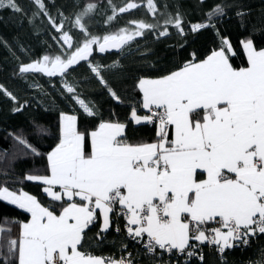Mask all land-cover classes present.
I'll return each instance as SVG.
<instances>
[{"label": "snow or ice", "instance_id": "snow-or-ice-1", "mask_svg": "<svg viewBox=\"0 0 264 264\" xmlns=\"http://www.w3.org/2000/svg\"><path fill=\"white\" fill-rule=\"evenodd\" d=\"M36 11L33 20L43 14L60 33L53 37L62 54L43 55L27 64H20L18 72L42 73L48 77H65L80 62H88L91 74L107 88L110 96L120 97L103 76L106 69L118 67L93 64L89 57L93 46L100 52L123 49L146 31L155 32L157 24L129 21L127 25L102 37L89 30L87 21L97 11L95 0H88L71 18L73 28L84 35L74 41L65 30L63 11H58L60 23L49 13L44 0H31ZM206 0H199L200 4ZM112 15L143 5L127 0L120 7L111 5ZM233 5L214 3L204 13L203 22L190 25L192 33L212 28L220 39L217 48L204 59L195 53L176 70L155 79L141 78L137 87L143 94L142 106L148 114L138 115L133 107L131 120L139 125L155 124L156 140L130 143L125 134L126 124L101 121L94 129L80 131L77 116L60 112L59 140L51 151L40 152L23 133H10L22 151L33 156H46L47 174H26L24 179L39 182L52 204L45 206L26 191L10 190L0 185V201H6L30 214L27 221L18 223L19 232L11 237V228L0 225V264H134L130 258L116 260L82 251L86 230L102 218L100 232L111 227L110 214L117 206L126 220L125 229L133 240L143 242L147 254L157 249L172 253L204 255L199 244L214 246L221 264L224 253L239 245L249 244L250 238L264 234V48L257 49L252 38L241 41L247 56V67L234 68L229 62L233 46L221 36L214 19L226 14ZM147 10L156 15V0H146ZM9 8L14 14L25 10L17 0H0V9ZM243 18L247 13H235ZM163 30L159 37L169 35V26L178 35H186L184 13H163ZM234 54V53H233ZM64 90L89 116H96L95 105L81 98L76 86L63 81ZM0 91L13 101L12 112H21L28 101L21 103L3 85ZM37 136H46L48 129L32 121ZM171 137V138H169ZM206 173V178H198ZM58 189V190H57ZM59 203L57 212L54 204ZM215 222L218 227H204ZM119 231V228H117ZM196 242V243H193ZM126 247V246H125ZM264 264V261L257 262Z\"/></svg>", "mask_w": 264, "mask_h": 264}, {"label": "trees", "instance_id": "trees-1", "mask_svg": "<svg viewBox=\"0 0 264 264\" xmlns=\"http://www.w3.org/2000/svg\"><path fill=\"white\" fill-rule=\"evenodd\" d=\"M25 10L24 14H14L11 9H0V85L12 92L27 106L18 113L12 112L13 101L3 91H0V185H6L10 190H23L34 195L48 206L52 204L50 198L43 193V185L39 182L24 179L26 174H47L46 156L25 154L22 146L18 145L10 133H23L25 137L42 153H47L55 147L59 140L60 112L77 116V126L80 131L94 129L102 120L119 121L126 124L125 136L130 143L156 140V126L147 123L134 124L130 114L133 107L137 113H146L142 108V93L139 91L138 80L141 78H158L176 70L184 61L192 58L195 53L198 59H204L211 50L217 48L220 39L216 31L207 28L192 33L190 25L203 22L204 13L214 3L233 5L226 9V14L214 19L216 28L221 36L227 37L233 53H229V62L234 68L246 67L247 57L241 41L252 38L257 49L264 48V0H206L200 4L199 0H156L158 13L152 15L146 7V0H133L143 6L131 9L126 13L118 14L109 24L105 23L112 15L109 0H95L97 11L87 21L89 30L97 36L116 32L126 25L131 29L134 25L129 21H145L157 24L155 32L146 31L142 37H136L120 53H102L93 46V53L89 61L93 64L112 65L118 61V67L106 69L102 74L108 85L117 93L120 100L113 99L107 88L103 87L90 73L88 62L79 64L65 77H48L42 73L19 74L20 64H27L47 54L54 56L62 54L67 49L53 37L58 33L43 14L37 16L30 24L28 17L36 11L31 0H17ZM88 0H44L49 13L59 24L61 18L58 11L70 18L65 22V30H69L74 41L84 39L79 29L73 28L71 18ZM127 0H111V5L117 8L123 6ZM247 13L243 18L235 13L240 10ZM184 13V28L186 35L180 36L174 27L169 26V35L159 37L163 30L165 16L163 13H175L176 9ZM76 86L77 93L90 105H95L97 115L87 116L83 109L72 99L63 87V81ZM44 125L48 129L46 136H37L32 121ZM170 138V137H169ZM58 212L60 204L53 205ZM5 218L11 221H27L30 214L23 209L0 201V225L11 228V237L19 232L18 223L4 224ZM111 213V227L100 233V218L86 230V238L82 251L95 256L117 257L120 254L130 253L134 264H184L182 255L173 253L165 255L159 249L154 254H147L143 242L133 240L123 229V219H113ZM119 228V231H117ZM4 234L0 239L9 238ZM196 243V242H193ZM126 246V247H125ZM204 255L203 264H221L214 246L199 244ZM198 248V249H199ZM264 255V234H257L247 246L239 245L224 253V264H257ZM186 264H201L198 256H193Z\"/></svg>", "mask_w": 264, "mask_h": 264}, {"label": "built area", "instance_id": "built-area-1", "mask_svg": "<svg viewBox=\"0 0 264 264\" xmlns=\"http://www.w3.org/2000/svg\"><path fill=\"white\" fill-rule=\"evenodd\" d=\"M146 113H145V115L146 114H148V111H145ZM149 125H153V126H155V124H149ZM118 212H120V209H119V207L117 206V208H116V211L115 212H113L112 214H113V219H123L124 221H125V223H124V225H123V229L126 231V229H125V224H126V220H125V217L123 216V215H117V213ZM219 225L218 224H216L215 222H209L208 224H206L204 227H206V228H208V229H211V228H215V227H218ZM127 232V231H126ZM256 236V235H255ZM255 236H252L251 238H250V241H249V243H251V240L252 239H255ZM145 243H147V239H145ZM248 245V244H247ZM247 245H242V246H247ZM209 246V245H208ZM160 250V249H159ZM194 251H201L202 249L201 248H199V249H193ZM160 252L161 253H164L165 255H167V256H169V255H172L173 253H176V254H178L175 250H173V252L172 253H169V252H167V251H165V250H160ZM179 255H182V262L184 263V264H186L192 257H187L186 256V254H179ZM106 257V256H105ZM112 258H114V259H116V260H120L121 258H130V253H125V254H120V255H118L117 257H112ZM260 261H264V255L262 256V258H261V260ZM164 264H167V263H164Z\"/></svg>", "mask_w": 264, "mask_h": 264}, {"label": "water", "instance_id": "water-1", "mask_svg": "<svg viewBox=\"0 0 264 264\" xmlns=\"http://www.w3.org/2000/svg\"><path fill=\"white\" fill-rule=\"evenodd\" d=\"M130 43V42H129ZM129 45V44H128ZM127 46V45H126ZM126 46H124L123 48H125ZM96 48H97V51H99L98 50V46H96ZM122 50L121 49H108V50H106L105 52H102V53H107V54H112V53H120ZM100 52V51H99ZM90 58V57H89ZM84 61H82V62H80L79 64H81V63H83ZM77 66H74L72 69H74V68H76ZM71 69V70H72ZM58 77H60V76H58Z\"/></svg>", "mask_w": 264, "mask_h": 264}, {"label": "crops", "instance_id": "crops-1", "mask_svg": "<svg viewBox=\"0 0 264 264\" xmlns=\"http://www.w3.org/2000/svg\"><path fill=\"white\" fill-rule=\"evenodd\" d=\"M244 54H246V53H244ZM247 57V56H246ZM248 66V64H246V67ZM150 79H155V78H150ZM139 81V80H138ZM140 91V90H139ZM142 93V92H141ZM141 102H143V94H142V101ZM142 108H143V106H142ZM144 109V108H143ZM144 110H146L147 111V109H144ZM138 115H140V114H138ZM143 115H145V113H143L141 116H143ZM132 123H134V122H132ZM135 124V123H134ZM171 138V137H170ZM198 178H200V179H203V178H206V173L205 174H203V175H200ZM58 190V189H57ZM110 217H111V214H110ZM30 219V218H29ZM100 220V222L102 223V218H100L99 219ZM144 237H146L147 238V236H146V234H145V236ZM100 257H103V256H100Z\"/></svg>", "mask_w": 264, "mask_h": 264}, {"label": "rangeland", "instance_id": "rangeland-1", "mask_svg": "<svg viewBox=\"0 0 264 264\" xmlns=\"http://www.w3.org/2000/svg\"><path fill=\"white\" fill-rule=\"evenodd\" d=\"M67 46V45H66ZM6 202V201H5Z\"/></svg>", "mask_w": 264, "mask_h": 264}]
</instances>
